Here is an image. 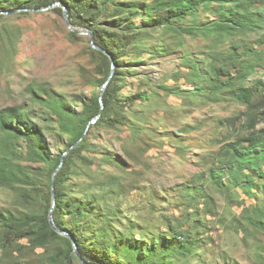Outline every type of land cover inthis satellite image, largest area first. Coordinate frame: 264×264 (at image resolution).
I'll return each instance as SVG.
<instances>
[{
    "label": "trees",
    "instance_id": "obj_1",
    "mask_svg": "<svg viewBox=\"0 0 264 264\" xmlns=\"http://www.w3.org/2000/svg\"><path fill=\"white\" fill-rule=\"evenodd\" d=\"M58 1L67 5L72 24L92 30L94 43L102 48L90 45L98 60L95 68L100 77L93 81L98 90L89 100L81 99L82 108L77 109L67 94L40 85L32 90V102L42 106L41 116L32 113L34 106L29 109L9 106L0 110V184L15 188L25 202L22 208L0 210V247L8 253L24 238L41 246L60 238L68 244V250L59 264H70L72 253L90 264H193L201 260L199 239L203 233L198 230L204 224L199 217L194 216L193 225L184 231L153 232L137 221L128 222V226L121 229L116 226L122 217L118 208L99 215L95 210L98 196L71 194L73 185L69 179L77 159H87L82 150L88 144L92 119L100 115L96 123L112 126L131 125L132 120L146 119L142 115H127L126 108L139 99L152 100L160 93L155 89H140L133 95H123L124 69L118 65L125 62L124 58L143 62L146 53L159 57L175 51L160 37L151 41L153 31L159 29L160 35L178 31L191 36L203 35L211 41L207 54L201 53L203 57L179 43L183 48L181 58L191 74L190 88L163 86V89L168 93L185 92L183 95L189 105L207 96L217 100L229 96L247 104L252 111L246 121L250 132L228 144L221 154L222 166L212 168L207 179L226 190L240 186L252 193L257 187L264 195V181L254 180L256 173L264 176V126L258 127L264 107V0H0V22L16 13L28 14L31 8ZM17 9L21 10L13 12ZM50 10L64 15L62 7ZM102 17L112 19L114 24L103 25ZM70 33L78 38L77 31ZM1 34L14 43L11 29L2 27ZM112 58L117 68L103 94L102 106L101 89L110 77ZM40 119L46 120V125ZM46 128H53L64 142L60 145L64 148L57 153H50ZM22 140L26 142L30 159L45 163L44 167L21 161ZM181 147L182 153H187L184 145ZM63 156L55 181L54 220L74 238L81 257L77 255L73 239L56 231L49 219L53 173ZM109 160H113V156ZM223 174L229 179L226 185L221 181ZM186 191L183 201L188 202L194 212L196 195L190 189ZM249 213L247 219L264 232V198ZM136 233L139 234L137 239ZM145 234L151 235L147 241ZM203 263L201 260L200 264Z\"/></svg>",
    "mask_w": 264,
    "mask_h": 264
},
{
    "label": "rangeland",
    "instance_id": "obj_2",
    "mask_svg": "<svg viewBox=\"0 0 264 264\" xmlns=\"http://www.w3.org/2000/svg\"><path fill=\"white\" fill-rule=\"evenodd\" d=\"M137 21L141 23L142 19L138 17ZM101 22L107 27L114 24L106 17ZM65 23L64 15L53 10L16 13L1 20L0 110L34 106L32 113L41 116L42 106L32 102V90L40 85L67 94L77 109L82 108L81 99L89 100L98 90L93 86L100 75L95 68L98 60L90 48L91 37L84 30L73 38ZM2 27L14 32V43L1 34ZM156 37L176 50L159 57L146 53L143 62L124 58L118 68L124 69L123 95H133L140 89H155L160 94L145 102L139 99L126 108L127 115L146 117L132 120L131 125L112 126L92 119L88 144L82 150L87 159H77L69 179L73 185L70 193L98 196L95 210L99 215L118 208L122 217L116 226L121 229L128 222L137 221L153 232L184 231L193 225L194 216L199 217L204 224L198 230L203 233L199 239L203 264H264V232L247 219L264 198L263 191L254 187L249 193L240 186L226 190L207 179L212 168L222 166L221 154L228 144L250 132L246 121L252 111L247 104L229 96L218 100L207 96L189 105L185 92L168 93L163 86L190 88L191 74L178 44L203 57L201 53L207 54L211 41L203 35L178 31L160 35L159 29L153 31L151 41L155 42ZM45 134L50 153L64 148L53 128H46ZM21 145L23 163L45 166L30 159L25 141ZM181 145L187 153H182ZM254 180L263 183L264 176L256 173ZM221 181L229 183L226 174ZM187 189L196 195L194 212L183 201ZM17 193L15 188L0 184V210L22 208L25 202ZM145 236L146 241L151 237ZM134 237L139 238V234ZM20 243L8 253L0 247V264H59L68 250V244L60 238L44 246L36 245L30 238ZM201 260L193 264H200ZM70 264L85 263L72 253Z\"/></svg>",
    "mask_w": 264,
    "mask_h": 264
},
{
    "label": "water",
    "instance_id": "obj_3",
    "mask_svg": "<svg viewBox=\"0 0 264 264\" xmlns=\"http://www.w3.org/2000/svg\"><path fill=\"white\" fill-rule=\"evenodd\" d=\"M62 7L63 8V13H64V19H65V24H67L69 26V28L72 30V31H77L79 33H85V31H87L91 37V44L93 45V47L97 48V49H102L101 47L97 46L95 43H94V33L92 30L84 27V26H77L75 24H72L71 22V19H70V12H69V9L67 7V5H65L64 3L58 1V2H55V3H52L51 5H48V6H45V7H42V8H31L29 10L31 11H41V10H50V9H53L54 7ZM21 9H17L13 12H17V11H20ZM12 11H1V13H11ZM86 32V33H87ZM116 65L114 63V60L112 58V71H111V74H110V77L109 79L103 84L102 86V89H101V103H102V106L104 105V102H103V94L105 92V89L107 87V84L109 83V81L111 80V78L113 77L114 75V72H115V68ZM100 117V115H98L95 120L93 121H96L98 118ZM63 160H64V156L62 158V162L61 164L58 166V168L54 171L53 173V178H52V189H53V204H52V207L50 209V212H49V219H50V222H51V225L53 226V228L58 231L59 233L63 234V235H66V236H69L72 238L71 234L68 232V231H65L61 228H59V226L56 224L55 220H54V209H55V206H56V202H57V196L55 195L56 194V190H55V181H56V175L58 173V171L60 170L62 164H63ZM73 239V242H74V245H75V248H76V252H77V255L79 257H81L80 255V252H79V249H78V246ZM85 264H90L89 262H86L85 260H83V258H80Z\"/></svg>",
    "mask_w": 264,
    "mask_h": 264
},
{
    "label": "built area",
    "instance_id": "obj_4",
    "mask_svg": "<svg viewBox=\"0 0 264 264\" xmlns=\"http://www.w3.org/2000/svg\"><path fill=\"white\" fill-rule=\"evenodd\" d=\"M262 113H263V118H262V121H261V124L258 125V127H261V126H264V107L262 109Z\"/></svg>",
    "mask_w": 264,
    "mask_h": 264
}]
</instances>
